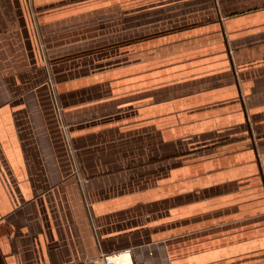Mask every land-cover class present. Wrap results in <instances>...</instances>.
<instances>
[{
	"label": "crops",
	"instance_id": "crops-1",
	"mask_svg": "<svg viewBox=\"0 0 264 264\" xmlns=\"http://www.w3.org/2000/svg\"><path fill=\"white\" fill-rule=\"evenodd\" d=\"M124 248L264 264V0H0V260Z\"/></svg>",
	"mask_w": 264,
	"mask_h": 264
},
{
	"label": "built area",
	"instance_id": "built-area-1",
	"mask_svg": "<svg viewBox=\"0 0 264 264\" xmlns=\"http://www.w3.org/2000/svg\"><path fill=\"white\" fill-rule=\"evenodd\" d=\"M52 84H53V82H52ZM56 108L59 111V113H61V105L58 102H57ZM131 253H132L131 249L124 248L122 250H117V251H113L110 253L103 254L101 256V259H102L103 264H109L108 257L113 256V255L115 256V255L123 254L127 258V261H128L127 264H133L134 262L132 261V257H131L132 254Z\"/></svg>",
	"mask_w": 264,
	"mask_h": 264
},
{
	"label": "bare ground",
	"instance_id": "bare-ground-1",
	"mask_svg": "<svg viewBox=\"0 0 264 264\" xmlns=\"http://www.w3.org/2000/svg\"><path fill=\"white\" fill-rule=\"evenodd\" d=\"M108 262L109 264H127L128 261L123 254H120V255H115V256L113 255L108 257Z\"/></svg>",
	"mask_w": 264,
	"mask_h": 264
},
{
	"label": "rangeland",
	"instance_id": "rangeland-1",
	"mask_svg": "<svg viewBox=\"0 0 264 264\" xmlns=\"http://www.w3.org/2000/svg\"><path fill=\"white\" fill-rule=\"evenodd\" d=\"M172 13H174V12H172ZM161 66H162V70H164V69H168V62H164V63H162ZM161 72H163V71H161ZM165 73H166V72H165ZM144 76H145V81H147V80H148L147 78L151 77L152 74H149V75L145 74ZM62 125H63V127H65V124H62ZM71 151H73V148H71ZM102 255H103V254H102ZM102 255H101V256H102ZM100 259H101V258H100ZM110 260H111V258H110ZM0 264H3L2 260H0ZM100 264H103L102 259L100 260Z\"/></svg>",
	"mask_w": 264,
	"mask_h": 264
}]
</instances>
